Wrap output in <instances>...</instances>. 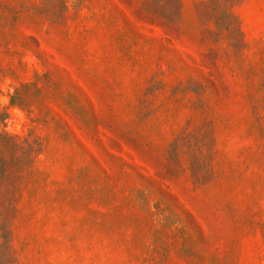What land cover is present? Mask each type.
Listing matches in <instances>:
<instances>
[{
  "label": "rangeland",
  "instance_id": "1",
  "mask_svg": "<svg viewBox=\"0 0 264 264\" xmlns=\"http://www.w3.org/2000/svg\"><path fill=\"white\" fill-rule=\"evenodd\" d=\"M0 264H264V0H0Z\"/></svg>",
  "mask_w": 264,
  "mask_h": 264
}]
</instances>
